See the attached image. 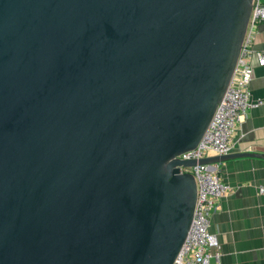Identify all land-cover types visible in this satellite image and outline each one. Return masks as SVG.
I'll return each mask as SVG.
<instances>
[{
    "label": "water",
    "instance_id": "obj_1",
    "mask_svg": "<svg viewBox=\"0 0 264 264\" xmlns=\"http://www.w3.org/2000/svg\"><path fill=\"white\" fill-rule=\"evenodd\" d=\"M251 1L0 0V264H173Z\"/></svg>",
    "mask_w": 264,
    "mask_h": 264
},
{
    "label": "crops",
    "instance_id": "obj_2",
    "mask_svg": "<svg viewBox=\"0 0 264 264\" xmlns=\"http://www.w3.org/2000/svg\"><path fill=\"white\" fill-rule=\"evenodd\" d=\"M252 47L264 52V22L256 27ZM250 64V100L262 104L250 109L236 127L229 154L256 156L218 163L220 180L230 192L217 202L209 219V231L219 244L218 260L210 264H264V197L257 195V188L264 187V65L255 59Z\"/></svg>",
    "mask_w": 264,
    "mask_h": 264
},
{
    "label": "built area",
    "instance_id": "obj_3",
    "mask_svg": "<svg viewBox=\"0 0 264 264\" xmlns=\"http://www.w3.org/2000/svg\"><path fill=\"white\" fill-rule=\"evenodd\" d=\"M261 22H264L262 0H252L234 70L223 96L196 147L177 156L179 160L195 161L191 167L179 168L180 174H189L194 181L195 201L189 229L173 264H210V260H218L219 244L209 231V219L217 202L226 197L230 189L220 180L218 163L197 164V161L210 155L229 154L236 127L250 109L262 104L261 100L251 102L248 91L252 77L250 60L264 65V52H256L252 47L256 27ZM257 195L264 197V187L257 188Z\"/></svg>",
    "mask_w": 264,
    "mask_h": 264
}]
</instances>
